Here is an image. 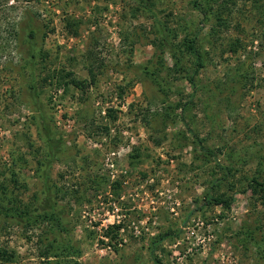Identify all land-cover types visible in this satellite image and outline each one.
Here are the masks:
<instances>
[{
    "label": "rangeland",
    "instance_id": "obj_1",
    "mask_svg": "<svg viewBox=\"0 0 264 264\" xmlns=\"http://www.w3.org/2000/svg\"><path fill=\"white\" fill-rule=\"evenodd\" d=\"M29 15L41 28L33 75L29 67L22 68L25 60L12 32ZM232 15L228 33L207 47L208 64L196 78L215 86L233 65L247 61L254 85L222 96L208 115L205 93L198 91L190 126L164 127L155 119L159 92L138 64L158 54L173 66L170 54L155 45L158 24H198L193 0L0 2V179L25 202L35 200L40 188L36 159L43 143L32 118L34 84L65 141L52 176L61 190L72 242L82 250L81 263L155 264L154 246L162 264H264V245L246 239L248 228L259 226L256 236L264 241V204L239 186L257 166L255 152L264 151V15L250 1H239ZM208 32L205 27L203 34ZM237 37L247 49L223 52ZM55 74L66 79L70 74L85 84L82 89L70 84L64 91ZM165 76L174 82L172 100L180 98L177 92L190 98L193 89L184 73L172 70ZM190 127L201 137L212 132L210 144H225L246 160L221 189L213 188L212 193L233 200L229 209L207 197L221 172L215 159L204 163L195 158ZM177 131H185L188 139L179 140ZM113 224L122 227L110 240L116 234L109 230ZM160 235L166 236L154 245ZM41 239V227L22 228L0 219V250L14 253L13 261L4 264H58L42 256Z\"/></svg>",
    "mask_w": 264,
    "mask_h": 264
},
{
    "label": "trees",
    "instance_id": "obj_2",
    "mask_svg": "<svg viewBox=\"0 0 264 264\" xmlns=\"http://www.w3.org/2000/svg\"><path fill=\"white\" fill-rule=\"evenodd\" d=\"M21 1L30 2L32 0ZM239 1H250L255 7L262 10L264 15V0H193V8L200 18L198 24L196 20H191L190 22H185L182 27H175L170 26L168 23L159 22L157 29L159 36L155 45L157 48L163 49L164 53L170 54L173 66H166L165 62H163V57L157 54V59L150 60L146 64H138V67L142 73L151 79L159 92L161 108L155 113V119L164 127L178 122H183L190 126L192 120L190 121L189 114L193 105H195L194 98L198 91L203 90L205 93L203 104L208 115V110L217 104L222 96L228 97V95L235 94L254 85L255 76L252 74V66L247 65V61L240 62L236 66L233 65L228 70L222 83L215 86L204 85L201 80L196 78L200 70L208 64L209 49L207 47L214 45V42L223 33H228L230 30L233 7ZM17 26L13 27L12 32L14 40L20 47L19 52L22 55V59L25 60L22 68L29 67L31 75H33L37 64L36 59L39 55L38 47L41 28L36 25V21L30 15L23 22L19 21ZM205 27H209L208 34H203ZM182 33L185 35L179 39ZM260 39V43H264V33ZM247 46L243 38H230L223 52L239 54L242 50L245 51ZM172 70L184 73L185 78L188 79L192 86L193 92L188 100L183 99L182 92H177L178 95L180 94L178 100L171 99V93L173 91L176 92L172 90L174 82H171L165 74H170ZM67 76H69V79L61 78V76L56 74L53 75L59 89L63 87L64 91H66L70 84L79 89L83 88L85 84L83 80L71 78L70 74H67ZM30 88L33 99L32 118L37 127L38 137L43 143L42 151L36 159L35 168L40 188L35 200L27 203L17 194L10 183L5 179H0V219L22 228L41 227L43 235L41 241L44 242L43 257L47 259L55 258L58 264L61 263L64 257H72L68 258L67 264H83L78 260L82 250L72 242L69 218L61 203V190L52 176L53 164L63 156L65 141L50 117L49 111H46L42 103L39 102L35 85L31 84ZM190 128L193 133V139L190 143L194 145L195 158L204 163L215 159L221 172L220 175L216 174L217 176L211 186L212 191L206 192L207 197L211 203H216L222 205L224 209H229L233 200L224 197L221 193L218 195L212 193L214 191L213 188L221 189L226 181L237 175L246 160L236 154L234 149H228L225 144H210L212 132H209L205 137H201L199 133L192 130V127ZM176 133L179 140L188 139L185 131H177ZM186 143L189 144L186 141L182 145L186 146ZM254 159L257 160V166L253 173L239 184L240 191L251 190L253 195L261 197L264 204V151L263 153L261 150L260 152L256 151ZM231 185L234 188L237 183L231 182ZM121 227V224L110 226L109 230L116 232V234L110 236V240L115 239ZM256 227L255 229L248 228L246 239L249 243L261 247L264 245V241L256 236V230L260 229L259 226ZM165 236L154 237L153 244L156 245L159 241L164 240ZM13 259L14 253L12 251L7 249L0 250V264L10 263ZM151 259L155 264H162L160 258L155 255L154 246L151 249Z\"/></svg>",
    "mask_w": 264,
    "mask_h": 264
}]
</instances>
